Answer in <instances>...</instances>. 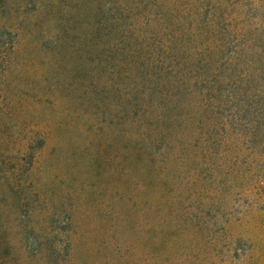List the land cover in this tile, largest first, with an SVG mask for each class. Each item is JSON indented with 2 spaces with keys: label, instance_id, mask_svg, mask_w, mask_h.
Returning a JSON list of instances; mask_svg holds the SVG:
<instances>
[{
  "label": "rangeland",
  "instance_id": "rangeland-1",
  "mask_svg": "<svg viewBox=\"0 0 264 264\" xmlns=\"http://www.w3.org/2000/svg\"><path fill=\"white\" fill-rule=\"evenodd\" d=\"M216 14L255 78L164 103ZM0 264H264V0H0Z\"/></svg>",
  "mask_w": 264,
  "mask_h": 264
},
{
  "label": "trees",
  "instance_id": "trees-1",
  "mask_svg": "<svg viewBox=\"0 0 264 264\" xmlns=\"http://www.w3.org/2000/svg\"><path fill=\"white\" fill-rule=\"evenodd\" d=\"M215 16L211 20H205V17H198L203 35L206 30V46H204L202 52L196 53V58H194L195 56L193 57V53L190 51V62L198 60L197 62L204 61L208 65L202 69L198 66L199 69L194 72V75L190 71L191 68L182 71L179 69V75L175 74L177 71L171 66L167 68L171 60H173V53L171 52L175 48L173 41H170L161 51L152 50V63L154 64L151 69L153 72L151 78L155 80L154 89L164 96L162 99L164 103H166L167 95L177 96L178 93L185 91L189 95H196L197 99L202 100L201 106L206 113H215L218 111V107L212 103L213 100L221 103L224 102L225 98L233 97L237 99V95L245 90V88H240L238 92L230 91L228 89L230 85H237V83L245 80L249 81L251 80L250 77L252 79L255 78L253 73L256 72L253 63L251 65L250 61H244L250 54L242 42L244 36H241L239 29L234 33L226 31L227 29L224 27L226 15L221 14L220 17H217L216 14ZM200 37L204 36L200 35ZM176 48L180 50L181 45L180 47L176 46ZM155 56L161 59L164 57V61L162 59L158 60L160 63L155 62ZM182 60H185V58ZM167 61L169 63H166ZM246 66L250 67V74L243 70ZM171 76L179 77L174 78ZM166 83L172 89L168 91V94H166ZM219 108L222 107L219 106ZM162 118L165 119L166 123L171 122L168 116ZM159 137L160 141L165 143V136L161 134Z\"/></svg>",
  "mask_w": 264,
  "mask_h": 264
}]
</instances>
